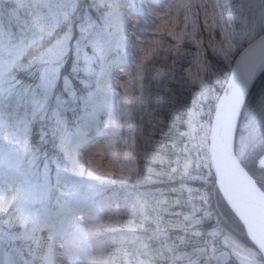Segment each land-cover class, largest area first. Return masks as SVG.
Listing matches in <instances>:
<instances>
[{"label":"rangeland","instance_id":"rangeland-1","mask_svg":"<svg viewBox=\"0 0 264 264\" xmlns=\"http://www.w3.org/2000/svg\"><path fill=\"white\" fill-rule=\"evenodd\" d=\"M152 2L155 4L156 0ZM220 2L225 16L231 14L235 18L228 28L229 39L235 45V50L229 59L223 56H213L221 58L227 67L231 68L237 50H243L246 45L264 32V18L260 15L264 8L260 6L261 0H220ZM125 3L133 5L130 10L132 15H139L149 22L154 19L144 12L140 0H104L103 3L101 0H0V71L3 72V76L0 77V121L4 123V128L0 129V194L12 196L23 183L24 177L17 173V168L21 172L27 171L28 180L32 184L44 183V173L47 168L51 198L45 204L35 206L40 210L41 226H43L46 210L56 209L57 188L62 187L65 182L68 188L72 187L71 182L73 181L83 184L82 195L93 197L92 202L95 203L97 210L101 201L106 199L110 203L103 194L94 196L88 191L89 184L100 188L95 180H91L87 175L80 177L63 171L70 165L61 148L62 141L67 149L78 153L87 151L92 144H104L110 140L112 148L104 157L105 162L122 163L128 167L138 168L135 149L134 155L129 156V147L125 143L132 134L128 132L124 134L122 129V122L129 123L137 111L133 112L131 119L123 114L126 111L122 105L124 89L114 83L116 79H120L133 95V107L141 108L139 101L144 88L141 92L139 82L129 83L132 77L125 76L117 71L116 67L118 63L120 67L135 73L133 56L130 54L131 49L129 47L126 50L124 46L115 44L111 39L115 26L110 23V14L118 6L122 10ZM238 5H243L242 14L238 10ZM37 14L42 18L40 26L33 22ZM241 15L245 17L247 23L241 22ZM74 24L77 33L74 32ZM91 25H95V28ZM139 33L145 39L151 38L150 34L143 30V25L140 26ZM98 34H102V42ZM206 37L207 33H205ZM71 50L75 58V77L76 80H81L79 87H76L70 78H64L63 84L70 92V98L49 104L47 101H42L44 99H39L38 93H34L33 99H30L29 91L34 86L31 87L19 81L17 73H25L27 79L35 80L36 77L33 76L32 71L37 65L44 64L39 86L45 92L50 91L60 77V62H63ZM197 51L198 49L185 45L184 53L187 55H182L185 57L186 67H191L187 61L192 59V54ZM210 55L207 57L210 72L201 73L206 80V98H198L195 106L191 104V108L196 107V110L201 113L202 121L205 123L212 120L214 111L212 113L210 107L213 101L216 105V97L221 95V93L217 94L218 86L223 87L227 81L223 79V73L212 68ZM156 69L160 68L153 69L154 74ZM193 71H195L194 67ZM185 76L188 85L193 88L191 90L193 99V93L199 92L200 89L198 86H193L186 73ZM210 80L214 83H210ZM262 101H264L263 90L260 91L247 119L241 126L242 132L239 136L237 134V142L240 136L249 135L248 121H259V105ZM32 118H38V121L42 122L45 127L41 128L40 134L43 138L49 135V142L54 145L49 155H40L31 146L33 131L30 128V120ZM110 124L113 125L112 128L109 127ZM113 130L114 135L109 137L108 133ZM184 139V145L177 146V157L172 162V172L179 180L194 181L199 178L206 181V178L211 175L207 150L198 140L189 141L185 137ZM25 142L28 144L27 152L23 147ZM257 143L260 146L264 144V131L257 135ZM263 157L264 155L258 159L257 166L260 168L264 167L260 163ZM186 163L189 164L187 174L184 171ZM58 165L61 169L59 185L56 182ZM85 167L87 170V166ZM137 176L138 172L134 174L132 180H135ZM179 192L184 198L174 197L173 205L181 204L187 208V210L180 209L177 212L185 222L196 223L198 217L208 218L210 216L207 209L208 193L205 190L197 193L190 185L182 184ZM129 199L133 211L132 219L138 216L143 223L154 224L158 236L163 238L165 235L162 232L163 223L158 199L151 197L144 200L138 193H131ZM137 200L144 205L143 214L139 212L138 207H133ZM143 223L140 227H144ZM225 238L233 240L228 236L223 238L208 236L205 240L203 254L199 257L206 258L207 262L223 260L221 254L226 251L223 247ZM216 239L220 240V244H216ZM111 240H114L113 236ZM98 242L105 241L100 236ZM213 248H215V253L212 251ZM242 249H247L250 254L257 255L260 264H263L255 249L244 246ZM15 255L13 250H8L0 244V258L11 256L21 264ZM78 258L83 260L85 252H78ZM107 259L110 261L109 251ZM235 260L240 264V257H236ZM40 264H43V261ZM192 264L201 263L199 259H195Z\"/></svg>","mask_w":264,"mask_h":264},{"label":"snow or ice","instance_id":"snow-or-ice-1","mask_svg":"<svg viewBox=\"0 0 264 264\" xmlns=\"http://www.w3.org/2000/svg\"><path fill=\"white\" fill-rule=\"evenodd\" d=\"M101 2L103 3L104 0ZM140 5L148 16L154 18L151 22L142 19L139 15H132L130 10L133 5L129 3H125L122 10L118 6L110 14V23L115 26L111 39L115 44L124 46L126 50L130 47L136 69L135 73H132L117 63V71L125 76H131L132 80L129 83L138 81L142 92L149 66L161 53L173 55V66L178 62L183 64L184 62L177 61L175 56L187 55L184 53V47L190 45L198 51L193 53L192 59L187 61L191 67H182L181 71L187 74L193 86H198L200 89L199 92L193 93L192 104L197 105L198 98H206L207 85L201 73L210 72L208 55L229 59L234 54L235 45L230 42L228 28L235 18L231 14L225 16L220 0H156L155 4L152 0H140ZM260 6L264 8V0H261ZM238 10L242 14L243 5H238ZM260 15L264 18V11ZM41 19V16L37 14L33 22L40 26ZM240 19L242 23H247L243 15ZM141 25L151 38L145 39L140 35ZM91 27L95 28V25ZM205 33H207L206 38ZM98 38L102 42V34H98ZM259 46L264 47V37L261 38ZM252 51L253 49H249L248 53ZM235 55L239 59L235 61L236 67L231 74L229 90L223 97H216L214 118L205 123L202 121L201 113L196 110V107H192L186 113L184 130L180 132V135L189 141L198 140L205 147L209 154L208 158L215 167L217 182L226 199L247 226L248 237L255 250L264 253V178L257 180L250 166L245 162L248 153L260 147L257 143V135L264 131V101L259 105V121L250 120L247 123L249 135L240 136L239 142L236 137L237 125L252 84L258 74H264V57H261L258 62L250 63L249 55L245 54L244 50ZM46 75L45 73V78ZM169 75L175 78L174 71L156 69L151 78L162 80ZM2 76L3 72L0 71V77ZM114 83L124 89L122 105L126 111L123 114L131 119L134 111L142 112V107L140 109L133 107V95L121 80L116 79ZM160 102V100L157 101L158 104ZM160 110L157 108L156 112ZM152 118L158 124L165 123L159 115L153 114ZM141 120L143 122V117ZM155 126L149 120L148 127L142 130L141 136L151 140L155 136V131L152 130ZM109 127L112 128L113 125L110 124ZM2 128L4 123L0 121V129ZM108 135L109 137L114 135V130ZM140 138L133 133L125 141L129 147V156L134 155V149ZM23 147L27 152V142ZM61 148L70 165L63 171L74 176L87 175L101 186L100 188H95L92 184L87 186L88 191L94 196H100L104 191L103 186L114 183L116 178L121 183H127L138 172V168L128 167L122 163L105 162L104 157L112 148L110 140L104 144H92L87 151L78 153L67 149L63 141ZM260 163L264 165V160ZM188 168L189 164L186 163L185 174ZM16 171L24 177L23 183L12 196L0 194V215L8 216L9 224L22 229L17 231L15 239L34 240L39 248L44 238L38 237L37 233L47 230L48 244L42 257L43 264H110L107 259L108 248L116 241L98 242V238L107 232L123 230L125 214L120 211L119 206L114 207L105 199L101 201L97 210L95 203L92 202L93 197L82 195L83 184L73 181L72 187L68 188L65 182L62 187L57 188L56 209L46 210L43 226H41L40 210L35 206L43 205L51 198L48 170L45 169L43 184H32L28 180L27 171L21 172L19 168ZM259 171L264 177V167H261ZM60 172L58 165L56 181L58 185L61 183ZM133 207H138L142 214L145 212L144 205L139 200L134 202ZM9 213L14 214L9 215ZM128 230L135 232L137 229L131 227ZM212 235L220 234L214 232ZM223 247L226 251L221 254L223 256L221 264H232L233 258L236 257L241 258L240 264H260L258 256L250 254L247 249H242L238 240L225 238ZM81 251L85 252L83 260L78 258V252ZM212 251L215 253V248ZM0 264H19V262L11 256H6L0 258Z\"/></svg>","mask_w":264,"mask_h":264},{"label":"trees","instance_id":"trees-1","mask_svg":"<svg viewBox=\"0 0 264 264\" xmlns=\"http://www.w3.org/2000/svg\"><path fill=\"white\" fill-rule=\"evenodd\" d=\"M73 26L75 30L73 31L77 33L76 25ZM240 50L238 49L237 53ZM173 58L172 54L161 53L155 62L149 66V72L146 73L147 78L144 80V91L139 101L143 111H137L129 123L122 122L124 134L127 132L135 133L141 138L135 147L138 167L137 178L128 183H121L116 178L114 183L103 186L104 191L102 194L104 197H107L114 207L119 206L120 211L125 214L123 215L125 222L122 226L123 230L107 232L101 236V239L105 242L112 241V236L116 241L108 248L111 264H141V261H143V264H192L195 259H199L201 264H221L222 259L207 262L206 258L199 257L203 254L205 240L208 236L213 238L228 236L238 240L246 248L255 249L247 237L243 225L220 194L212 174L206 178V181L199 178L192 181L188 179L179 180L172 172V162L177 157V146H183L185 142L180 132L184 130L186 113L191 108V90L193 89L188 85L185 72L181 71L182 67H186L185 57L182 54L175 56L177 61H183L184 63L178 62L174 66ZM209 59L212 68L219 70L223 73V79H227L230 68L227 67L226 63L221 58L213 55H210ZM59 65L61 67L60 77L53 89L47 92L39 86L44 64L37 65L32 71L33 76L36 77L35 80L27 79L25 73H17L19 81H23L31 87L37 86L29 91L30 99H33L34 93H38L40 95L38 98L44 99L42 101H47L49 104L70 98V92L63 84L64 78H70L76 87H79V81L81 80L78 81L75 77V58L72 55V50ZM157 67L166 71H174L175 78L173 79L169 75L162 80L152 79L151 76H154L152 70ZM210 83L213 84L214 81L210 80ZM218 88L217 94H220L223 87L220 85ZM261 90L264 92V74L254 87L244 107L238 136L242 132L241 126L247 119ZM158 100L161 101L159 104L157 103ZM214 107L215 101L212 102L210 107L212 113ZM157 108L161 110L156 112ZM153 114L159 115L165 123H156V120L152 118ZM141 117H143V122ZM149 120L156 125L152 129L155 131V136L151 140L141 136L142 130L148 127ZM30 122V128L33 131L31 137L33 150L40 155H49L51 150L54 149V145L49 142V135H45L43 138L40 134L41 128L45 126L38 121V118H32ZM263 155L264 144L255 151H251L245 160L257 180L264 178L259 171L260 167L257 166L258 159ZM182 184L190 185L197 193L204 190L208 193L207 209L210 213L208 218L198 217L196 223H190L185 222L182 216L177 214L180 209L187 210L184 205H173L174 197L184 198L179 192ZM99 187L101 186L99 185ZM131 193H138L144 200L151 197L158 199L163 223L162 232L165 235L163 238L158 236L154 224L150 222L143 223L138 216L132 219L131 214L133 211L129 199ZM13 214L9 213V215ZM7 221L8 216L0 215V243L6 248L12 249L19 259L20 256H24L33 264H39L47 248L48 231L44 230L37 233L38 237L42 236L44 238L41 247L38 248L34 240L15 239L17 231L22 229H18L17 226H13ZM142 223L144 227H140ZM131 227L137 230L131 232L128 230ZM214 232L220 235H212ZM216 244H220L219 239H216ZM256 252L258 253L257 250ZM259 257L262 260L260 254ZM232 264L239 263L233 258Z\"/></svg>","mask_w":264,"mask_h":264},{"label":"water","instance_id":"water-1","mask_svg":"<svg viewBox=\"0 0 264 264\" xmlns=\"http://www.w3.org/2000/svg\"><path fill=\"white\" fill-rule=\"evenodd\" d=\"M264 37V32L258 37L256 38L254 41H252L250 44H248L243 50L245 51V54L249 55V62H258L260 60L261 57H264V47H260L259 46V42L261 40V38ZM249 49H253V51L249 54L248 53V50ZM239 59V57L237 56L235 58V60L233 61V64L231 66V70H230V74L228 76V79L224 85V88H223V91L221 93V95L219 97H223L225 95L226 92H228L229 88H228V85L230 83V80H231V74L234 70V68L236 67V64H235V61ZM263 74H258L257 75V78L256 80L254 81V83L252 84V87H251V90L247 96V100L254 88V86L256 85V83L258 82V80L260 79V77L262 76ZM246 100V102H247ZM246 104V103H245ZM245 106V105H244ZM244 109V107H243ZM215 110H216V106H215ZM215 110H214V114H213V117L212 119L214 118V115H215ZM240 122V120H239ZM238 127H239V124L237 125V131H236V137H237V132H238ZM209 156V154H208ZM264 160V159H263ZM208 163H209V167H210V170L212 172V174L214 175L215 177V180H216V185L217 187L219 188L224 200L226 201V203L228 204V206L231 208V210L234 212V214L238 217V219L240 220L239 216L237 215V213L235 212V210L232 208L231 204L229 203V201L226 199L225 195H224V192L223 190L221 189L219 183L217 182V179H216V171H215V167L214 165L212 164L211 160L208 158ZM241 221V220H240ZM242 222V221H241ZM243 226L245 227L246 229V233H247V236H248V229H247V226L242 222ZM252 242V241H251ZM262 255V258L264 260V253H260Z\"/></svg>","mask_w":264,"mask_h":264},{"label":"bare ground","instance_id":"bare-ground-1","mask_svg":"<svg viewBox=\"0 0 264 264\" xmlns=\"http://www.w3.org/2000/svg\"><path fill=\"white\" fill-rule=\"evenodd\" d=\"M259 81V80H258Z\"/></svg>","mask_w":264,"mask_h":264}]
</instances>
